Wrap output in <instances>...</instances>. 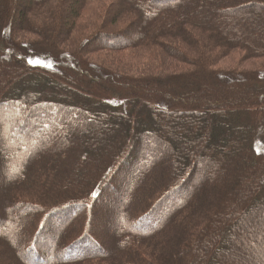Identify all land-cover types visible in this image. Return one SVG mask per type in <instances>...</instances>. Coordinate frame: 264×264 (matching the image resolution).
Returning <instances> with one entry per match:
<instances>
[{"label":"trees","instance_id":"1","mask_svg":"<svg viewBox=\"0 0 264 264\" xmlns=\"http://www.w3.org/2000/svg\"><path fill=\"white\" fill-rule=\"evenodd\" d=\"M86 1L33 0L28 7L20 4L17 10L22 9L24 21L21 28L31 23L32 11V17H39V30L34 31L38 39L23 42L15 39V20L10 18L16 11V0H0V56L16 60L24 70L0 91V137L5 127L14 137L26 140L29 151L23 156L21 145L3 143V152L16 157L5 163L0 160V209L4 214L0 215V246L11 254V245L6 242L13 233L9 227L15 224L12 208L21 206L39 213L30 220V226L23 228L16 243V255L27 264H264V69L213 67L232 49H242L248 58L264 59V0H117L110 19L130 15L134 24L139 23L131 40L102 45L99 40L103 33H96L86 43L63 53L58 46L71 40L74 21ZM120 36L111 39L124 37ZM169 43L184 45L186 50ZM102 46L148 50L164 46L172 52L169 54L192 67L177 74L161 72L140 79L114 77L95 68L101 82L94 83L66 74L68 62L74 68L84 64L89 67L79 54ZM36 75L43 82L34 84ZM199 77L217 84L198 85L196 93L177 102L207 112V118L200 119L203 140L198 145L202 156L178 172L168 159L170 147L160 136L162 133L171 140L169 135L175 133L178 123L155 111L167 114L173 110L175 100H170L168 86ZM65 82L68 85L64 88L59 86ZM142 83L146 89L142 86L140 97L126 89ZM232 84L236 88L232 89ZM148 89L162 91L167 98L161 93L147 94ZM238 113H244V117ZM118 117L125 121H118ZM186 120L192 126V120ZM113 123L126 125L112 139L100 137L98 131ZM159 123L171 132L158 129ZM236 127L242 128L241 132ZM87 130H91L93 141L83 145ZM212 133L217 142L203 147ZM191 135L189 132L186 137ZM226 136L231 144L234 142L232 147L222 144ZM31 141L39 145L37 151L29 146ZM94 149L99 153L102 150L99 160L92 158L96 156ZM133 151L139 152L138 163ZM189 152L185 160L193 150ZM210 153L220 160L202 163L211 160ZM84 160L78 171V163ZM8 164L16 165L20 174L13 177L7 173ZM130 165H142L144 172L133 182L129 195L133 200L123 207V219L144 230L131 232L112 219L114 233L109 250L79 252L87 244L99 249L91 232L93 207L112 186L120 169ZM231 171L237 174L233 180ZM246 174L252 179L244 185ZM231 188L237 195L236 207L228 214L227 220H232L227 222L228 232H223L224 218L219 208L230 199ZM72 205L81 209L78 218L85 217L83 213L87 218L78 224L75 220V230L65 234L64 241L60 237L55 241L54 227L69 214L67 209ZM235 221H248L250 227L237 232L232 228ZM4 254L2 249L0 261ZM14 259L18 264L22 261Z\"/></svg>","mask_w":264,"mask_h":264},{"label":"rangeland","instance_id":"2","mask_svg":"<svg viewBox=\"0 0 264 264\" xmlns=\"http://www.w3.org/2000/svg\"><path fill=\"white\" fill-rule=\"evenodd\" d=\"M30 1H33V0H16V3L14 2V9H16V11L14 13H11L10 18H12V20L13 19L15 20V22H12V26L15 29L14 30L15 39H17L18 41L21 40L23 42H27V41H33V40L38 39V36L34 31L39 30L37 29L39 25L38 23L39 21L37 19L39 17L37 18L32 17L33 11L31 10L32 11L31 17H30L31 25L29 24L27 28L26 27L21 28V23L23 20L21 16L22 13H20L21 12L20 10L22 9L17 10L20 4L22 6L28 7V4ZM116 2L117 0H87L86 2H84L83 8L81 9L79 16L74 21L72 31H71L72 35L70 36L71 40L65 41L64 43L59 44L58 48L61 51H64L63 53L69 52L74 47H76V45L78 46V45H82L83 43H86V41L92 38L93 36H95L96 33H103L100 36V40H99V42L102 45H106L108 43H121V42L126 43L129 40H131V38L136 34L139 23L137 22L136 24H134L133 23L134 21L132 18H130V15L124 16L123 18H118L117 20L116 18H114V20L110 19V15H109L110 11L111 9H113V6L116 5L115 4ZM20 8H23V7H20ZM132 27L134 29H132ZM131 30H135V31L132 32L131 36L127 37V35L131 32ZM110 35L112 36L121 35L120 37H123V36L124 37L120 38L119 40H114V39H111L112 36ZM168 46L180 47L181 48L179 49L180 51L186 50V47L184 45L177 44V43H174V44L169 43ZM49 50H52V49L50 48ZM150 50L144 49L142 47L140 48L127 47V48H121V49H110V48H107L106 46H102V48H89L88 51L86 52L84 51L82 54H79L81 59L83 61L85 60L86 63H88L89 67L84 64V67L81 66L80 68L79 67L74 68L75 66L73 67V65H71V63L68 62L66 66L69 68L66 70L67 71L66 74L68 76H72V75L77 76L79 79L86 78L88 79L90 83H94L97 81L101 82L100 78L98 77L99 75L96 72V69L104 70V72L106 71L109 74L113 75L114 77H119L123 79L125 78L140 79L141 77H144V76L158 75L161 72L177 74L180 72H184L186 70H190L192 67L191 65L186 64L187 62H183V60L176 58L173 55L169 54L172 52L170 51L168 53V50L164 46L161 48L156 47V48H153L151 51ZM245 55L246 54L244 53L242 49H232L229 53H227L222 58H220L217 64L213 67L224 68V69L237 67L239 70L240 69L241 70L264 69V59L254 58V57L248 58ZM89 68L91 70H89ZM21 71L22 73H24V70H22V67L19 64V62H17L16 60L13 61L11 58H8L5 56H0V91L5 90L10 85L8 84L9 81L12 80L18 74H20ZM41 78L42 77L36 75L35 77L32 78L33 83L38 84L40 82H43ZM192 80L194 81L187 80L185 83H182V84H176L175 86H170V87L168 86V88H170L168 96L170 97V100H172L173 98L175 100L173 101V104L171 106L173 110H171L167 114L164 113L162 110L155 111L157 115L161 117L163 116L166 119L173 120L176 123H178L177 127L175 128L176 130L175 133L170 134V135L168 134L171 137V140L165 139L164 136H162V133L160 134L163 141L170 147L168 159L172 163V167L175 166L178 168V172L184 168L187 169L190 162L194 161L196 163L198 161L197 159H200V156H202L201 146L198 145L199 141L203 140V136H201L203 134L202 123L200 122V119L201 121H204V119L207 118L206 117L207 112L206 110L198 106L193 105L192 107L189 105H184L182 102L181 103L177 102L178 101L177 99L185 97L186 95H189V94L191 95L192 93H196L198 90V87H197L198 85L204 84L205 86L206 84L210 86V84L211 85L217 84L215 83V80L207 81L206 77H199L196 79L194 78ZM66 84H67L66 82L61 83V84L59 83V86L64 88ZM142 86H144V89H146L144 83L137 84L134 86L130 85V87L128 88L126 87V89L128 90V92L136 93V95L140 97V94H141L140 90L142 89ZM233 88H236L234 84H232V89ZM156 91L155 90L152 91L151 89H148V91L146 92L147 94H154V93L160 94L161 93L163 97L167 98V96H164L166 95V93H162V91L158 93ZM187 110L189 112L185 113ZM194 112H196V114H194ZM238 114L240 115V117L242 116L244 117V113H238ZM212 115H209V116H212ZM72 117L74 118V115ZM245 117L247 118V116ZM121 119L123 118L118 117L117 120L120 121ZM186 119L192 120V126L191 124H188L189 122ZM248 119H249V116L247 120ZM123 120L125 121V118ZM123 120L122 122H124ZM126 122L128 123V121ZM125 125L119 126L116 123H113L112 125L105 124L104 129L102 131H98V134L100 137L112 139L113 135H115V132L116 131L120 132L121 130H123L122 128ZM189 125L191 127H189ZM163 126H164V123L160 124V126H158L159 127L158 129H162V131H164V133L166 134L171 132L169 129H166V127L163 128ZM219 130H220L219 127L216 126V131L220 132ZM237 130L241 132L242 128L241 129L237 128L236 131ZM87 132L89 134L86 136L87 137V139L85 138L86 140L83 139V145H86L88 141L89 142L93 141L92 134L90 133L91 130H87ZM189 132L192 135L191 137L189 136L187 138L186 136L188 135ZM8 137H10L11 139L9 140ZM13 137L14 136L11 131H8L5 127L4 129H2L1 137H0V140H1L0 141V160L4 161V163L5 161H8L16 157L15 154H13L11 157V155L5 154L3 152L2 147H4L3 143L5 142L11 143L13 147L14 145H17V146L21 145L22 147H21L20 152L23 154V156H26L27 154H29L28 148L25 147L28 144L26 140L20 139L19 137H14L15 138L14 139ZM211 137L209 140L206 139L205 141H203L204 143L203 147H206L207 145L208 146L214 145L217 142L218 139L215 137V134L212 133ZM228 139H230L229 136H226V142L222 141V144L226 146L227 148H229L230 146L232 147V144H234V142L231 144V142H229ZM29 146L32 149H34V151H37L39 148V145L35 141L29 142ZM197 147H199V150L197 149ZM191 149L193 150V153L192 155H190V159L185 160L186 154L190 153L189 151H191ZM96 150L97 149H94V153L96 156L95 158L94 157L92 158L99 160V154H101L102 150H100V153L97 152ZM138 153H139L138 151H133L131 153L132 156H134V161L137 159L136 160L137 163L141 159V158L140 159L138 158ZM84 155L87 156L86 154ZM209 155H210L211 160L206 159L202 163L207 164L210 161L220 160L219 159L220 157L218 156L216 157L215 154L213 155L212 153H210ZM262 155L264 157V153ZM225 156H227V154H225ZM154 160H156V157ZM202 160L204 159L202 158ZM85 163H86L85 160L80 161L76 169L79 171L81 167L84 166ZM11 165H12V162H11ZM11 165L8 164V168H6L7 173L11 174L13 177L19 175L20 173L16 171V168H17L16 165L15 166H11ZM256 166L257 165L253 163V167H256ZM143 169L144 168L142 167V165L140 167L137 165H134L132 167L131 165L125 166L120 169V172L117 173V175H115V177L112 179V186L108 187L101 195L100 197L102 198L100 201L101 203L99 202L100 203V204L98 203L99 205L96 203L95 207H93V213H92L93 219L91 223L93 226H92L91 232L96 236L95 239L99 243V249H96L95 247H92V245L87 244L79 252L82 253V251L84 250L85 251L94 250L95 253L107 252V250H109L111 246L110 237L114 233V229L113 227H111L112 219L113 220L115 219L116 222L118 220L119 225L126 226L125 228H127L131 232H140L144 230V227L143 229H141L137 225L126 223L123 219L124 218L123 207H125L126 202L130 203V200H133L129 198V195L131 194V191L134 187L133 182L138 176L142 174V172H144ZM200 174H201L200 172L197 173V175H200ZM231 175H232V180L235 178V176H237V174H235V172H232V171H231ZM251 179L252 178L249 176V174L248 175L246 174L244 176L242 183L244 185L245 183H250ZM1 186H2V182L0 180V187ZM11 194L14 195L13 193ZM228 194H229L230 199L228 200L227 203L223 202L222 208H219V210L222 211V217L224 218L223 219L224 221L221 222L222 224L221 228L223 229V232H228L229 226H227V222L229 221L228 223H230V221H232L230 219L227 220L228 214L232 209L236 207L235 206L236 201H234V199L237 198V195L235 194L234 188L233 189L231 188L228 191ZM2 195L3 193L0 190V199L3 197ZM23 195H21L22 197L21 199L24 200L25 198L23 197L25 196ZM175 196H177V194ZM15 199L18 200L19 198L15 196ZM181 200H183V197L179 200V202H181ZM142 204L144 206V202ZM112 207L115 209L111 211ZM78 209L79 208H77L75 211L68 214L69 216L65 219L63 224L59 226L58 237H60L61 240L64 241V238L69 233V231L71 232L75 230L76 225L75 226L72 225V223L75 220H76V223L78 224V222H80L82 219L87 218L85 213H83L85 217L78 218L80 216V211H81V209L79 210ZM238 210L234 211L236 214L234 215V217H236L238 212L240 211ZM2 212L3 211L0 209L1 216L4 215ZM12 212H14L12 217H13L15 224L14 226L9 227L10 229L9 231L10 232L13 231V233L9 234L10 236L7 238V242H6L7 244L11 245L10 246L11 254L9 253V251L6 252V248H2L0 246L1 247L0 251H2L3 249V252L5 253L2 256L0 264H18V262L15 261L14 257L18 261L22 260L24 264H27L26 262L27 260L16 255V253L18 254L17 252L18 247L16 246V243H17L18 237L21 234H23L22 233L23 228L26 229L28 226H30L32 224L30 220L34 219L35 217L37 218L39 216V213L36 214L30 208L21 207V206L20 207L14 206V208H12ZM57 218L55 219L57 220ZM50 232H51V229H50ZM75 253L76 252H73L70 255L72 256ZM212 255L214 256V254ZM22 261L20 263H22ZM86 264H105V263H100V261H91Z\"/></svg>","mask_w":264,"mask_h":264},{"label":"bare ground","instance_id":"3","mask_svg":"<svg viewBox=\"0 0 264 264\" xmlns=\"http://www.w3.org/2000/svg\"><path fill=\"white\" fill-rule=\"evenodd\" d=\"M118 200H119V198H118ZM264 201V200H263ZM77 208H79V207H77L76 205H72V206H70L68 209H67V212H69V214L71 213V212H73V211H75ZM113 209H115V208H111V211L113 210ZM65 217H63L62 219H61V221H60V224L57 226V227H54V232H55V237H54V240L55 241H57L58 240V229H59V226L61 225V224H63V222L65 221V219L69 216L68 214H65L64 215ZM249 223L250 222H248V221H245V222H240V221H235L234 223H233V225H232V228L235 230V231H239V230H241L242 228H245V227H250V225H249ZM39 263H41V262H39Z\"/></svg>","mask_w":264,"mask_h":264},{"label":"snow or ice","instance_id":"4","mask_svg":"<svg viewBox=\"0 0 264 264\" xmlns=\"http://www.w3.org/2000/svg\"><path fill=\"white\" fill-rule=\"evenodd\" d=\"M30 63H35L34 61H29Z\"/></svg>","mask_w":264,"mask_h":264}]
</instances>
